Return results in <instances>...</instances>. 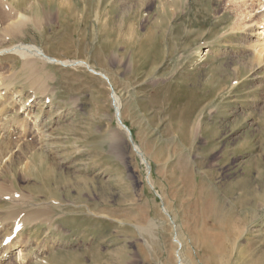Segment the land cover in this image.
<instances>
[{"label":"rangeland","instance_id":"374dc122","mask_svg":"<svg viewBox=\"0 0 264 264\" xmlns=\"http://www.w3.org/2000/svg\"><path fill=\"white\" fill-rule=\"evenodd\" d=\"M74 1L72 35L52 6L0 48V264H264V7L238 27L225 0L164 21L157 0ZM29 54L45 92L19 73ZM47 202L49 220L26 219Z\"/></svg>","mask_w":264,"mask_h":264},{"label":"bare ground","instance_id":"6f19581e","mask_svg":"<svg viewBox=\"0 0 264 264\" xmlns=\"http://www.w3.org/2000/svg\"><path fill=\"white\" fill-rule=\"evenodd\" d=\"M46 1V2H45ZM0 0V48L3 46V45H5V44H11V43H13V41L14 40H16L18 37H21L22 36V38L24 37H26V34H27V29H28V27L30 26V27H32V28H35V29H38V30H40V32L42 31L43 32V29H45L44 27H46L45 25L48 23V24H50V23H52V19H53V11H54V9L52 8V6H56V8H55V11L57 12V14H63L64 15V17H67V18H64L63 19V22H64V24H65V28L68 30V32H70V34L72 35V33H75L76 31H77V25L78 24H80V19H78L79 17H78V13L76 12V10L74 9V7H76V4H74L73 2H72V0L70 1L69 0V7H67V5L65 6V5H63L62 4V2H60L59 0H58V2H56L55 0ZM75 1H77V0H75ZM74 1V2H75ZM84 1V0H83ZM82 1V2H83ZM86 2H87V0H85ZM118 1V0H117ZM120 1V0H119ZM158 2H159V6H160V9H159V11L160 12H158L159 13V15H161L160 17L162 18H159V19H161L162 21H164L163 20V15H166V13L167 12H170L172 15L173 14H175V12H178V3H180L181 1L180 0H157ZM197 1V0H196ZM81 2V1H80ZM111 2H113V1H111ZM121 2V1H120ZM155 1H150V0H140V2H139V6H137V7H144V6H146V4H149V3H151V4H153ZM185 2H186V0H185ZM191 2V1H190ZM197 2H199V1H197ZM201 2V1H200ZM200 2L198 3V4H200ZM64 3V2H63ZM84 3V2H83ZM102 3V2H101ZM100 2L99 3H97V4H99V6H100V4H101ZM123 3V2H122ZM225 3H226V7H227V9H230V10H236V14L235 15H237L238 17H240V22L237 24V26L238 27H240L241 25H242V23L244 22V20H242L243 18L244 19H247L248 17L249 18H251L252 16V12H255L256 11V9H258L259 7H261V6H263L264 7V0H225ZM46 4H48V7L46 6ZM78 4V3H77ZM87 4V3H86ZM120 4V3H119ZM181 4V3H180ZM41 5L43 6V8H41ZM186 5H188V4H186ZM103 6H104V3H103ZM112 6H113V4H112ZM124 6V5H123ZM131 6V5H130ZM150 6V5H149ZM183 6H185V5H183ZM192 6V5H191ZM133 7V6H132ZM135 7V6H134ZM137 7H136V11H137ZM196 7V6H195ZM99 8V7H98ZM103 8V7H102ZM106 8V7H105ZM171 8H173L172 10H171ZM181 8V7H180ZM112 9V8H111ZM123 9V8H122ZM121 9V10H122ZM140 9V8H139ZM183 9V8H182ZM181 9V10H182ZM194 9V8H193ZM53 10V11H52ZM85 10V9H84ZM98 10V9H97ZM106 10V9H105ZM120 10V11H121ZM125 10V9H124ZM127 10V9H126ZM130 10V9H129ZM133 10V9H132ZM163 12H162V11ZM104 11V10H103ZM115 11V10H114ZM123 11V10H122ZM139 11V10H138ZM101 12V11H100ZM100 12L98 13L97 12V17H96V15H95V17L96 18H99L100 17ZM127 12V11H126ZM131 12V11H130ZM199 12V11H198ZM208 12V11H207ZM89 13V12H88ZM115 13V12H114ZM120 13V12H119ZM133 16H134V10H133ZM157 13V14H158ZM84 14V13H83ZM86 14V13H85ZM96 14V13H95ZM101 14H102V12H101ZM124 14V13H123ZM202 14V13H201ZM204 14V13H203ZM111 15V14H110ZM130 15V14H129ZM170 15V14H169ZM59 16V15H58ZM102 16V15H101ZM135 16H137L136 14H135ZM78 17V18H77ZM89 17V16H88ZM113 17V16H112ZM116 17V16H115ZM126 17V16H125ZM170 17H171V15H170ZM174 17V16H173ZM105 18V17H104ZM167 18H168V16L167 17H165L164 19H166L167 20ZM256 18H259V19H261V21L263 22V24H261V29H257L256 31H258L257 32V36L259 37V38H262V39H260V41H262V45H261V47L263 48L262 49V51L260 50V52L258 53V59H259V61L260 62H264V8L263 9H261V10H258V13L256 14ZM69 19H75V23L74 24H70L71 23V21L69 20ZM117 19V18H116ZM158 19V20H159ZM173 19V18H172ZM80 20V21H79ZM88 20V19H87ZM67 21V22H66ZM96 21H98V20H96ZM103 21H105V19L103 20ZM134 21V20H133ZM66 22V23H65ZM99 22V21H98ZM125 22V21H124ZM73 23V22H72ZM86 23V22H85ZM100 23V22H99ZM108 23V22H107ZM118 23V22H117ZM128 23V22H127ZM158 23H160V22H158ZM166 23V22H165ZM61 24V23H60ZM97 24V23H96ZM96 24H95V26H96ZM120 24V23H119ZM121 24H123V23H121ZM134 24V23H133ZM157 24V23H156ZM116 25V24H115ZM128 25H130V24H128ZM155 25V24H154ZM243 25L244 26H246L247 24H246V22H244L243 23ZM57 26V25H56ZM87 26V25H86ZM121 26V25H120ZM157 25H155L154 27L155 28H157L156 27ZM164 26V25H163ZM123 27V26H122ZM129 27H131V26H129ZM161 26H159L158 27V29L160 28ZM85 28V27H84ZM101 28V27H100ZM133 28V27H132ZM162 28V27H161ZM164 28V27H163ZM163 28H162V30H163ZM82 29V28H81ZM87 29V28H86ZM90 29V28H89ZM97 29V28H96ZM116 29V28H115ZM119 29V28H118ZM122 29V28H121ZM133 30V29H132ZM160 30V29H159ZM235 30V29H234ZM31 31V30H30ZM80 31V30H79ZM83 31H84V29H83ZM95 31H97V30H95ZM94 31V33H96ZM135 31H137V30H135ZM161 31V30H160ZM159 31V32H160ZM93 32V31H92ZM153 32V31H152ZM164 32V31H163ZM31 33V32H30ZM87 33V32H86ZM123 33V32H122ZM126 33V32H125ZM136 33V32H135ZM154 33V32H153ZM157 33V32H156ZM39 34H41V33H39ZM66 34V33H65ZM68 34V33H67ZM70 34H68L69 36H70ZM77 34V33H76ZM80 34H84L83 32H80ZM79 34V35H80ZM108 34H110V32H108L106 29H104V28H101V30H100V33H99V35H101V36H106V35H108ZM129 34H131V33H129ZM132 34H133V32H132ZM152 34V33H151ZM160 34V33H159ZM68 35H67V37H68ZM123 35V34H122ZM147 35V34H146ZM153 35V34H152ZM155 35V34H154ZM49 36V35H48ZM47 36V37H48ZM133 36V35H132ZM131 36V37H132ZM163 36H164V34H163ZM61 37V36H60ZM84 37V36H83ZM109 37H111V34L108 36V38ZM147 37V36H146ZM150 37H152V36H150ZM154 37V36H153ZM162 37V36H161ZM69 38V37H68ZM71 38H72V36H71ZM71 38H69V39H71ZM81 38V37H80ZM164 38V37H163ZM60 39V38H59ZM68 39V40H69ZM79 39V38H78ZM123 39H124V37H123ZM150 39V38H149ZM149 39H148V43H149ZM159 39H161V38H159ZM104 40V39H103ZM141 40H142V38H141ZM151 40V39H150ZM155 40V38H153V41ZM17 41V40H16ZM55 41V40H54ZM82 41V40H81ZM123 41V40H122ZM126 41V40H125ZM124 41V42H125ZM132 41V40H131ZM145 41H147V40H145ZM152 41V42H153ZM15 42V41H14ZM67 42V41H66ZM129 42V41H128ZM16 43V42H15ZM52 43V42H51ZM64 43V42H63ZM62 43V44H63ZM68 43V42H67ZM77 43V42H76ZM109 43V42H108ZM142 43V42H141ZM22 44H24V43H22ZM61 44V45H62ZM131 44V43H130ZM140 44V43H139ZM150 44V46H151V43H149ZM153 44H155V43H153ZM53 46V45H52ZM65 46V45H64ZM123 46V45H122ZM145 46H147V44H145ZM155 46V45H154ZM73 47V46H72ZM125 47V46H124ZM152 48H153V46H151ZM151 47H150V50L152 51L153 49H151ZM71 48V47H70ZM65 49V48H64ZM68 49H69V47H68ZM102 49V48H101ZM71 50V49H70ZM80 50V49H79ZM109 50V49H108ZM130 50V49H129ZM146 50V49H145ZM149 50V49H148ZM149 50V51H150ZM75 51V50H74ZM125 51V50H124ZM128 51V50H127ZM154 51V50H153ZM95 52V51H94ZM93 52V53H94ZM112 52V51H111ZM143 52V51H142ZM74 53V52H73ZM82 53H83V51H82ZM109 53V52H108ZM102 54V53H101ZM155 54V53H154ZM98 55V54H97ZM156 55V54H155ZM1 56L2 55H0V58H1ZM128 56V55H127ZM150 56V55H149ZM3 57V56H2ZM31 57H34V58H36V59H40L41 60V58L40 57H38L36 54H29L28 55V57H27V59H25L26 60V62H22L21 63V66H20V70H19V73L20 74H24L25 75V78L26 79H28L29 81L31 80L32 81V83H33V85L35 86L36 85V87H37V90H41V91H43L44 90V83L42 82V80H41V78L40 77H37L36 76V74H37V72H36V70H37V68H36V66H35V61H32L31 60ZM97 57V56H96ZM4 58V57H3ZM95 58V57H94ZM121 58V57H120ZM42 59H43V57H42ZM103 59V58H102ZM1 60V59H0ZM28 60V61H27ZM41 62V61H40ZM99 62V61H98ZM132 62V61H131ZM106 63V62H105ZM20 65V64H19ZM92 65V64H91ZM261 65V64H260ZM40 66V65H39ZM42 66H43V64H42ZM103 66V65H102ZM135 66H136V64H135ZM103 67H105V66H103ZM260 67V66H259ZM13 69V68H12ZM107 69V68H106ZM39 73V72H38ZM19 74V75H20ZM39 75V74H38ZM2 76V73H1V71H0V77ZM40 76V75H39ZM8 77V76H7ZM48 78V77H47ZM7 82L8 81H11L12 82V84H8V85H6V92L8 91V89H9V87H13L14 88V78H12V76H11V78H9L8 80H6ZM18 81V80H17ZM26 81V80H25ZM38 84V85H37ZM62 85V84H61ZM12 88V89H13ZM46 88V87H45ZM0 89H2V88H0ZM4 91V92H5ZM40 91V92H41ZM14 92H16V91H14ZM19 92V91H18ZM35 92V91H34ZM44 92H45V90H44ZM8 93V92H7ZM51 93V92H50ZM19 96H21V95H19ZM5 97H6V95H4V93H0V105H1V102L3 101V100H5L3 103V106H2V108H0V117H2V115L4 114V111L6 110V99H5ZM46 98V97H45ZM25 105H27V108H26V106ZM28 106H30V103H29V100H26V101H24V103H23V109L20 111V112H22V113H26L27 114V110H28ZM26 116V115H25ZM28 116V115H27ZM26 116V117H27ZM27 119H28V117H27ZM18 120V119H17ZM22 120V119H21ZM18 122L19 121H16V122H14V123H16L15 125H14V123H13V125L12 124H10V128H12V131H16V129H18L19 130V128H20V130L22 131V129L23 128H25V123L27 122V120L26 119H24V120H22L21 122H19V128H18V126H17V124H18ZM11 123V122H10ZM15 126H17V127H15ZM25 132V134L27 133L26 132V130H24ZM19 132V131H18ZM24 134V135H25ZM9 136H6V139H4L3 141H2V143H0V147H2L3 145H6V144H12L13 142L12 141H10L9 139ZM20 149H21V151L22 150H28L29 151V153H30V155H31V158L29 159V160H31L32 161V159H34L35 158V156H37V155H39V158H40V160H39V163H38V165H41V166H45L46 164H48L47 165V169H49V170H52V169H55V168H57L58 166L57 165H54V164H56V163H53V162H51V161H48V157H46V156H44L43 154H42V149L41 148H37L36 146H34V144L33 143H27V145H26V147H20ZM0 150H1V148H0ZM41 152V153H40ZM11 166L12 165H9L8 167H10L11 168ZM27 167H30V164L28 163V165H27ZM59 169V168H58ZM189 173V172H188ZM49 176V175H48ZM189 176V175H188ZM187 176V177H188ZM47 177V176H46ZM48 178V177H47ZM49 178H50V176H49ZM48 178V179H49ZM190 178V177H189ZM52 180V179H51ZM194 182V181H193ZM200 182V181H199ZM186 184V183H185ZM190 185V184H189ZM205 185V184H204ZM185 186V185H184ZM190 187V186H189ZM193 187V186H192ZM195 187V186H194ZM197 187V186H196ZM200 187V186H199ZM208 187V186H207ZM201 188V187H200ZM6 189V188H5ZM8 189H10V188H8ZM206 189V188H205ZM209 189V188H208ZM4 190V189H3ZM11 190H13V189H11ZM193 190V188L192 189H190V191H192ZM199 190V189H198ZM207 190V189H206ZM210 191V190H209ZM194 192H196L195 190H194ZM199 192V191H198ZM193 193V192H192ZM51 194V193H50ZM7 195H9V196H13V193L12 192H7ZM196 195V194H195ZM53 196V195H52ZM197 196V195H196ZM51 197V196H50ZM201 197V196H200ZM197 198H199V197H197ZM202 198V197H201ZM50 199V201H52L51 200V198H49ZM53 199V198H52ZM55 200H56V198H54ZM48 200V199H47ZM198 200V199H197ZM49 201V202H50ZM58 202V201H57ZM52 203H53V201H52ZM51 202H50V204H52ZM54 203H55V201H54ZM49 203L47 202V207L45 206V207H39L38 208V210H36L35 212H33V213H31V214H29L28 216H27V220H29V221H40V222H45V221H47V220H49V219H46L47 217H50V214H49V212H55V208H53V207H51V206H49L48 205ZM56 205H58V203L56 204ZM40 254H44V252L43 251H41L40 252Z\"/></svg>","mask_w":264,"mask_h":264}]
</instances>
